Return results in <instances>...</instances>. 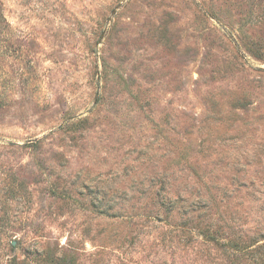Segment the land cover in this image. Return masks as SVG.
Instances as JSON below:
<instances>
[{
    "label": "rangeland",
    "instance_id": "1",
    "mask_svg": "<svg viewBox=\"0 0 264 264\" xmlns=\"http://www.w3.org/2000/svg\"><path fill=\"white\" fill-rule=\"evenodd\" d=\"M0 238L264 264V0H0Z\"/></svg>",
    "mask_w": 264,
    "mask_h": 264
},
{
    "label": "trees",
    "instance_id": "2",
    "mask_svg": "<svg viewBox=\"0 0 264 264\" xmlns=\"http://www.w3.org/2000/svg\"><path fill=\"white\" fill-rule=\"evenodd\" d=\"M2 246V239L0 238V247ZM46 255L48 256V259H49V254L47 252H45ZM27 256H25L23 258L22 261L18 260L17 256L14 255V254H11V255H5L3 256L2 259H0V264H38L40 261V258L42 257V254L43 252L41 253H38V252H35V253H32V255L34 256H31V253H26ZM1 258V257H0ZM29 260V261H28ZM45 263L48 262V260H43ZM64 257H61L59 260H58V264H64Z\"/></svg>",
    "mask_w": 264,
    "mask_h": 264
}]
</instances>
